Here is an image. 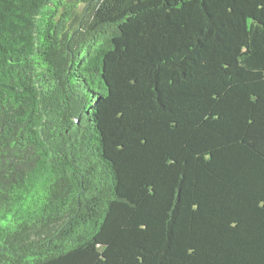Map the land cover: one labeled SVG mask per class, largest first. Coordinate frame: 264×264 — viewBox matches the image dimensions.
Returning a JSON list of instances; mask_svg holds the SVG:
<instances>
[{"label": "trees", "instance_id": "obj_1", "mask_svg": "<svg viewBox=\"0 0 264 264\" xmlns=\"http://www.w3.org/2000/svg\"><path fill=\"white\" fill-rule=\"evenodd\" d=\"M0 264H264V0H0Z\"/></svg>", "mask_w": 264, "mask_h": 264}]
</instances>
